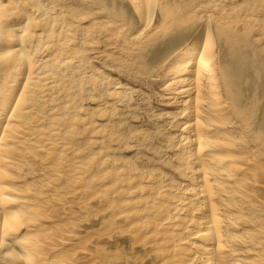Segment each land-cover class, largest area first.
<instances>
[{"label":"rangeland","instance_id":"obj_1","mask_svg":"<svg viewBox=\"0 0 264 264\" xmlns=\"http://www.w3.org/2000/svg\"><path fill=\"white\" fill-rule=\"evenodd\" d=\"M48 1L61 14L74 52L70 66L78 69L56 85L42 77L26 95L20 135L26 144L17 152L14 200L20 194L33 211L48 209L47 234L59 228L57 208L76 205L99 204L83 214L88 218L111 204L140 211L141 204H161L165 196L173 204H194L193 215H203L190 143L198 117L208 140L246 159L260 190L210 176L226 264H264V127L256 128L264 121V0H147L152 5L139 12L142 0ZM19 10L13 5L9 13L18 16ZM207 37L216 48V78L209 80V71L195 81L194 57L186 64L176 58ZM47 49L37 60L49 58ZM157 50L162 54L154 58ZM245 64L248 75L234 81ZM0 75L1 134L23 81ZM147 232L134 234L130 251L99 246L81 264H93L96 255L105 257L103 264H148V252H136L148 247ZM102 235L104 229L80 235L51 259L73 264L70 255Z\"/></svg>","mask_w":264,"mask_h":264},{"label":"bare ground","instance_id":"obj_2","mask_svg":"<svg viewBox=\"0 0 264 264\" xmlns=\"http://www.w3.org/2000/svg\"><path fill=\"white\" fill-rule=\"evenodd\" d=\"M44 1L47 3L48 0ZM49 2L44 4L43 0H0V74L3 76L9 73L12 78L18 77L23 81L21 91L13 95V107L0 134V264H63L62 261H52L54 251L62 247L67 248L70 243L78 240L80 235L101 229L105 230L106 235L93 240L86 249L69 256L73 264H81L89 257L95 256L99 246H106L110 250L122 247L130 251L131 243L136 239L134 234L137 236L136 233L147 230L148 247H138L136 252H148V264H226L221 217L212 204L210 176L215 173L226 181L233 178L234 184L244 189L254 188L255 181L248 173L249 170L244 167L246 159L234 154L229 155L220 142L210 141L201 133L197 124L198 117L192 124L194 134L190 143L194 150L193 157L199 177L197 195L206 209L203 215H193L194 204H173L166 200L165 196L161 197L164 203L141 204L142 210L137 208L138 212L130 204H111L107 207L105 205L104 212L88 218L83 214L97 209L99 204H74L75 207L57 208L61 211H57L54 218L59 220V228L47 234L48 226H45L44 216L48 209L38 208L33 211L28 205L29 200L22 198L20 194L21 199L14 200L17 195L10 188L16 184L14 170L18 162L17 152L26 144L23 141L26 139L20 136L25 135L22 120L27 116L28 110L25 107L26 95L40 78L52 80V84L56 85L64 79L69 80L71 73L78 69L77 65L70 66L71 54L74 53L69 47L71 37L62 23L60 24L61 14L47 6ZM150 2L142 0L143 4L137 6V11L142 8L149 9L148 6L152 5ZM13 5L20 9L18 16L16 13H9ZM42 48L50 49L51 53L47 60L39 61L37 54ZM215 53L216 48L207 37L187 46L176 60L186 64L190 57H194L193 79L199 81L202 72L210 71L209 80L214 81L216 76L211 56ZM160 54L162 51L156 52L153 57L156 58ZM249 69L245 64V67L236 71L234 81L248 75ZM256 126L263 129L264 121H260ZM212 145L215 147L214 151L208 153L207 149ZM228 183L230 184V181ZM253 190L254 193L260 191L258 188ZM63 223L65 225H60ZM121 228L128 230L120 233ZM104 262V256L96 255L93 264ZM114 264L130 263L120 260Z\"/></svg>","mask_w":264,"mask_h":264}]
</instances>
